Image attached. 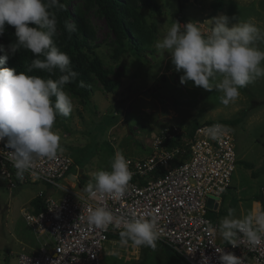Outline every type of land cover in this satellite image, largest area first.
<instances>
[{"label": "rangeland", "instance_id": "1", "mask_svg": "<svg viewBox=\"0 0 264 264\" xmlns=\"http://www.w3.org/2000/svg\"><path fill=\"white\" fill-rule=\"evenodd\" d=\"M156 1L162 15L144 10L148 20L158 25L154 44L142 57L125 53L118 61L112 59L113 34L105 19L93 5L87 11L86 16L95 30V43L99 45L96 53L107 67L123 74L110 75L119 82L116 92L105 91L96 80L87 102L67 92L73 99V112L68 117L59 116L53 128L61 137L62 153L74 160L63 182L68 186L75 183L77 190L85 191L88 183L94 182L97 171L110 170L117 151L130 158L149 156L153 139L167 123L188 126L191 120L200 124L223 122L232 131L238 161L219 211H210L208 215L220 224L231 208L235 209L236 218L243 219L253 214V202L264 186V77L240 89L238 99L225 106L220 102L222 92L195 87L192 81L181 85L183 71L177 72L171 53L158 50L156 44L174 22L198 23L201 31L210 35L213 18L222 15L230 18L229 27L250 21L264 32V0H223V9L214 15L216 0ZM71 3L73 7L86 4L85 0H71ZM257 47L264 50V41H258ZM221 79L217 76L214 83ZM41 193L44 197L61 195L45 182L21 183L11 190L0 175V264H18L19 253L30 252V248L38 246L23 211L26 208L32 211L31 201ZM140 256L141 247L131 243L121 245L112 239L103 254L107 264H134Z\"/></svg>", "mask_w": 264, "mask_h": 264}, {"label": "clouds", "instance_id": "2", "mask_svg": "<svg viewBox=\"0 0 264 264\" xmlns=\"http://www.w3.org/2000/svg\"><path fill=\"white\" fill-rule=\"evenodd\" d=\"M64 8L61 0H0V36L5 33L6 24L15 29V41L7 46L0 44V64H6L21 49L35 57L26 71L0 68V143L11 153L20 180L31 170L35 159H55L63 151L61 137L53 131L54 123L58 116L68 117L74 109L65 88L79 74L73 70L70 56L60 50L54 39L58 23L55 10ZM229 22L226 15L213 18L210 35H205L198 23L174 22L156 44L158 50L171 53L175 70L183 71L181 85L192 81L195 87L222 92L220 102L225 106L238 99L240 89L264 77V50L257 47L258 41H264V32L250 21L231 27ZM64 29L69 35L78 30L75 22L68 20L64 21ZM33 70L45 71L49 78L27 74ZM57 70L60 75L51 78ZM217 76L222 79L214 83ZM79 87H85L83 81ZM222 128L214 125L212 132ZM129 164L125 155L117 151L110 170L95 173L94 182L85 188L90 198L97 201L95 207L88 209L87 222L101 230L109 226L122 228L121 245L155 248L158 232L154 221L118 218L102 203L107 197L120 200L125 196L133 175ZM219 231L233 246H237L235 239L240 234L248 243L258 245L264 239V212L239 219L235 209L229 208ZM219 260L220 264H243L241 257L230 252H222Z\"/></svg>", "mask_w": 264, "mask_h": 264}, {"label": "built area", "instance_id": "3", "mask_svg": "<svg viewBox=\"0 0 264 264\" xmlns=\"http://www.w3.org/2000/svg\"><path fill=\"white\" fill-rule=\"evenodd\" d=\"M223 128L212 132L214 125ZM172 142V143H171ZM152 153L126 157L132 179L120 200L107 197L102 203L118 218H143L155 222L158 240L170 246L186 264H220L222 252L241 257L243 264H264V239L252 245L240 234L231 242L218 241L219 223L209 213V199L218 205L231 187L237 164L232 131L219 122L200 124L193 133L178 122L164 125L152 141ZM0 175L8 187L21 183L51 184L59 197H46L42 210L24 209L38 246L18 255V264H107L103 254L111 241L107 230L88 224V209L97 201L88 192L65 185L74 160L58 153L55 159L37 158L22 180L16 176L11 153L0 143ZM160 172L159 174H157ZM264 202V186L260 189ZM262 206L264 207V203Z\"/></svg>", "mask_w": 264, "mask_h": 264}, {"label": "trees", "instance_id": "4", "mask_svg": "<svg viewBox=\"0 0 264 264\" xmlns=\"http://www.w3.org/2000/svg\"><path fill=\"white\" fill-rule=\"evenodd\" d=\"M61 3L65 5V8L55 10L58 23L57 34L54 39L60 50L70 56L71 66L79 74L75 81L66 85L65 91L73 97L87 102L91 99L93 86L97 80L105 91L116 92L119 82L111 79L110 75L114 72L119 75L123 73L107 67L96 53L95 49L99 45L95 43V30L86 16L87 11L93 5L97 14L105 19L107 27L113 34L112 59L118 61L125 53L142 57L152 47L157 37L158 25L148 20L144 10L149 9L152 13L162 15L161 6L156 0H85L84 8L73 7L71 0H61ZM213 6L214 15L216 11L223 9L224 1L216 0ZM182 9L183 5L178 15L180 19ZM65 20L75 22L78 30L69 35L64 29ZM5 29L4 35L0 36V44L7 46L15 41V29L7 24ZM34 58L30 51L21 49L6 64H0V68H15L17 73L26 71L27 66L31 64ZM40 58L43 59V57ZM27 74L41 76L45 79L49 78V74L42 70H33ZM59 75L57 70L55 76L51 78L55 79ZM80 81L84 82L85 87H79ZM199 125L198 121L191 120L187 126L188 132L193 133ZM80 184L82 183L80 182ZM45 198L44 193H41L32 199L31 203L36 212L43 209ZM255 200L263 202L261 195L257 196ZM119 232L110 234V239L120 241ZM134 264H186V262L170 246L157 241L155 248L141 246V256L137 261H134Z\"/></svg>", "mask_w": 264, "mask_h": 264}, {"label": "crops", "instance_id": "5", "mask_svg": "<svg viewBox=\"0 0 264 264\" xmlns=\"http://www.w3.org/2000/svg\"><path fill=\"white\" fill-rule=\"evenodd\" d=\"M72 186L73 185H75V183H72L71 184ZM216 204V203H215ZM213 205V200H212V202L209 204L208 203V205H209V212L210 211H219V209H220V204H221V202H220V204L218 205V207H217V205ZM262 203L260 202V201H254L253 202V213H261L262 211H261V209H262ZM264 212V211H263ZM209 214V213H208ZM218 234H219V229H218ZM219 238H220V243H222V244H227V243H229V241H225L223 238H222V236H218ZM34 248H36V247H32V248H30V250L32 251Z\"/></svg>", "mask_w": 264, "mask_h": 264}, {"label": "water", "instance_id": "6", "mask_svg": "<svg viewBox=\"0 0 264 264\" xmlns=\"http://www.w3.org/2000/svg\"><path fill=\"white\" fill-rule=\"evenodd\" d=\"M212 202V199H209L208 203L210 204Z\"/></svg>", "mask_w": 264, "mask_h": 264}, {"label": "bare ground", "instance_id": "7", "mask_svg": "<svg viewBox=\"0 0 264 264\" xmlns=\"http://www.w3.org/2000/svg\"><path fill=\"white\" fill-rule=\"evenodd\" d=\"M264 208V207H263Z\"/></svg>", "mask_w": 264, "mask_h": 264}]
</instances>
